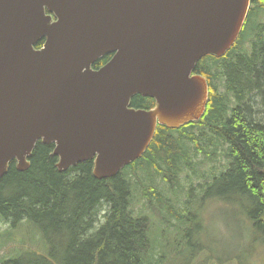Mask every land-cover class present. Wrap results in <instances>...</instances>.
<instances>
[{"label":"water","instance_id":"water-1","mask_svg":"<svg viewBox=\"0 0 264 264\" xmlns=\"http://www.w3.org/2000/svg\"><path fill=\"white\" fill-rule=\"evenodd\" d=\"M251 4L0 0V182L13 161L30 169L39 142L54 145L59 172L93 161L94 177L110 179L145 155L159 126L200 121L210 87L195 67L235 46ZM136 96L154 108H132Z\"/></svg>","mask_w":264,"mask_h":264},{"label":"trees","instance_id":"trees-1","mask_svg":"<svg viewBox=\"0 0 264 264\" xmlns=\"http://www.w3.org/2000/svg\"><path fill=\"white\" fill-rule=\"evenodd\" d=\"M195 73L210 86L203 118L181 129L159 126L146 154L113 178L97 180L93 161L59 172L54 146L42 143L36 145L29 170L21 172L13 162L0 182V219L12 227L33 224L50 253L27 252L0 264H170L174 253L161 245V252L156 249L148 205L136 210L135 193L140 191L164 222L177 218L186 248L196 247L194 239L200 244V201L238 204L251 235L259 238L243 253L256 261L264 247V0H252L236 45L221 59L203 58ZM131 107L149 110L154 101L136 96ZM219 150L226 158L225 170L208 176L201 166L215 162ZM184 174L193 181L206 180L198 185L203 191L199 198L193 188L182 187ZM159 180L166 182L167 191L154 184Z\"/></svg>","mask_w":264,"mask_h":264},{"label":"rangeland","instance_id":"rangeland-1","mask_svg":"<svg viewBox=\"0 0 264 264\" xmlns=\"http://www.w3.org/2000/svg\"><path fill=\"white\" fill-rule=\"evenodd\" d=\"M260 13L257 15V19ZM253 29L250 31V36ZM259 109V108H258ZM263 117V116H261ZM220 155L217 160L208 161L201 166L203 172H207L210 176L212 173L217 176L225 170L224 163L226 158L223 156V150H219ZM162 173V172H160ZM194 177V174H191ZM212 179L209 181L211 182ZM160 186L167 191L166 182L159 180ZM199 183L205 181H193L192 177L188 178L185 174L182 176L181 185L183 188H193L194 198H199L203 191L199 189ZM173 189V188H172ZM137 196L136 210L146 207V213L150 214L153 220L154 234L158 237L156 244L157 251L166 249L173 257L170 264H264V247L260 248L259 257L256 261H250L253 257L249 254V258L245 257L244 247L247 244L258 241L259 238L251 235L250 228L247 226L245 217L240 214L238 204L219 202V200L211 201L205 199L200 206L196 208L199 211V218L202 220V226L198 233L200 234L199 243L194 239L193 247L186 248L184 232H178L179 221L177 218L170 217L171 223L162 220V215L155 213L152 209L153 201H150L141 195L140 192L135 193ZM173 196V193H170ZM174 199V198H173ZM175 206L176 203L174 202ZM169 213H167V216ZM179 217L178 214H174ZM172 225V226H171ZM174 225V226H173ZM197 225V223H196ZM195 228L192 232L195 233ZM39 230L29 222H22L20 226L12 227L0 219V262L10 258H17L23 253L34 252L43 256H49L50 245L42 240ZM198 238V237H197ZM163 249H159V246ZM183 250L181 254H176L177 250ZM254 254V252H252Z\"/></svg>","mask_w":264,"mask_h":264}]
</instances>
